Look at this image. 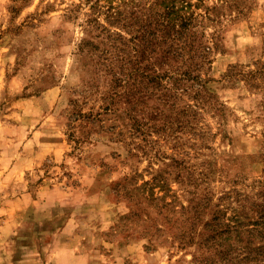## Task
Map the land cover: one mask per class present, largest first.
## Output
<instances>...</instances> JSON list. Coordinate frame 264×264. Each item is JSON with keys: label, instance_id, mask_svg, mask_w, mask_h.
I'll return each mask as SVG.
<instances>
[{"label": "rangeland", "instance_id": "rangeland-1", "mask_svg": "<svg viewBox=\"0 0 264 264\" xmlns=\"http://www.w3.org/2000/svg\"><path fill=\"white\" fill-rule=\"evenodd\" d=\"M163 1L0 0V264H220L202 242L217 214L242 223L232 264L264 260V0H177L197 17V52L171 62L183 82L125 103L150 93ZM132 181L165 199L131 208L115 188Z\"/></svg>", "mask_w": 264, "mask_h": 264}, {"label": "trees", "instance_id": "trees-1", "mask_svg": "<svg viewBox=\"0 0 264 264\" xmlns=\"http://www.w3.org/2000/svg\"><path fill=\"white\" fill-rule=\"evenodd\" d=\"M162 5V11H158L154 7H151V13L149 14L150 22L148 26L150 29L148 33L150 36L149 42H151L150 46L152 49L154 62L152 64V67L150 66L148 70L142 72V77L149 80L148 86L150 88V93H141V85L140 91L125 93L129 94V96L124 97L126 98L125 103H132L133 101H135V103L138 104L140 99L145 100L147 98H157L158 100H163L165 104L168 103V99L166 98L167 93H164L163 95L159 94V90L156 91L157 89H159V87L157 86H160L164 79H171L173 81L175 80V82L182 83V77L175 76V74L179 72H177L178 69L171 67V62L173 60L178 61L179 58H183V53L186 50L188 51V49V52H197L195 44L196 36H194L195 34L191 35L188 32V25H190L189 22L197 20V17H195L193 13L187 16L183 11L184 7H180L179 5H177V0H164ZM157 47L159 53L155 52V48ZM199 48L201 49L200 57L203 62L205 61V59H208V55L205 53L206 47L203 48V45L200 44ZM186 70L187 73L185 74L191 73L190 67H187ZM129 75L132 76L133 73L130 71ZM117 80L120 79L117 78ZM138 84H141V82L138 81ZM130 91L132 90H129L128 92ZM114 95L118 96V93H114L113 96ZM136 95L138 96L137 99ZM81 116L85 117V115L83 114ZM70 119L71 121H73L77 119V117L71 116ZM133 128L138 130V128H140L139 124L133 123ZM159 183L160 181L156 183V185ZM129 188H132V190L128 189L125 185L123 186L122 183L119 182L116 185L115 193L118 197L129 203V206L133 209L134 207L138 209L141 205V203H139L136 199V196L138 195H142L144 199H154L157 198L156 195L159 199H165L166 197V194L161 196L155 193V185L151 184L149 181H145L144 183L139 185L138 183L132 181ZM161 190H167L166 186L161 185ZM184 209H186V207ZM133 213L137 215L139 214V210H135V212ZM259 216L260 224L263 226L264 211H261L259 213ZM147 217H150V213H147ZM197 218H199V216L196 217V219ZM219 218L221 219V217L217 214L216 216H213V219H215L213 220V222L210 219L205 222V228L203 229L205 230V232H203L202 234L204 239L202 242L208 244V248L216 249L215 251L219 257L220 264H232V257L229 258V256L231 255L230 245H228L227 241L231 242L233 240V234L236 233L235 230L240 229V227L242 226L240 224L242 223H239V225H235L234 227H232L230 224L221 223ZM161 231L162 230L160 228H158V232L156 233L151 231L135 230L129 235L132 237L139 235L143 238H149L150 243H152L153 241H155L156 243H161L163 242V233H161ZM195 233L196 231L193 228L190 231L183 230L174 236V240H178L180 247L185 248L193 244L195 240ZM205 233H207V235ZM188 238L189 240H187ZM220 239H224L225 242L220 241L219 243H217ZM215 244L217 247L214 246ZM242 249L243 248H241V251ZM260 262V264H264V260ZM240 264L246 263L242 262Z\"/></svg>", "mask_w": 264, "mask_h": 264}]
</instances>
